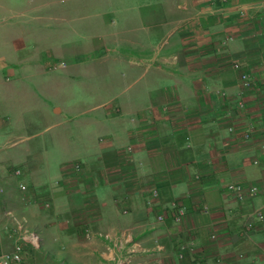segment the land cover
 <instances>
[{
	"label": "crops",
	"instance_id": "1",
	"mask_svg": "<svg viewBox=\"0 0 264 264\" xmlns=\"http://www.w3.org/2000/svg\"><path fill=\"white\" fill-rule=\"evenodd\" d=\"M16 6L0 0V255L20 224L32 264H264V0ZM44 131L58 168L17 176L15 145Z\"/></svg>",
	"mask_w": 264,
	"mask_h": 264
},
{
	"label": "built area",
	"instance_id": "2",
	"mask_svg": "<svg viewBox=\"0 0 264 264\" xmlns=\"http://www.w3.org/2000/svg\"><path fill=\"white\" fill-rule=\"evenodd\" d=\"M263 23H264V16H263ZM63 66H65V63L51 64L49 66V70L50 71L59 70ZM234 67L237 71H240L241 83L246 87L250 86L252 84V76L249 73L244 72L240 64H236ZM246 137H249V136L246 135ZM79 169H80V166H76V170H79ZM15 174L17 176L22 175L20 170H17ZM19 187L21 191L23 192L27 191V186L25 184L21 183ZM227 192L229 193L233 192L237 196L238 200L240 201H242L245 198L244 190L242 189L241 186H236L234 184H231L227 187ZM256 192H257L256 187H251L249 190V194L251 195H254V193ZM203 210L206 212L207 208H204ZM185 213L186 212H185L184 207L178 206L176 213L175 212L172 213V218L174 219V222L176 224H179L182 217L185 215ZM6 216L10 219L14 217L12 212H7ZM255 216H256V220L259 222H262L264 220V216L261 213V211H256ZM158 221L163 222L164 216H159ZM254 228L255 226L253 225L252 222H247L244 226L242 235L246 236L247 234L251 233L254 230ZM7 237L11 239L13 243V250L0 255V264H32L26 247L32 246L37 249L40 243V239L38 235H36L33 232L25 230L23 226L18 224L15 227V229H13L11 232L7 234ZM213 238H215L214 235H212V239ZM0 242H1V236H0ZM121 249L122 247H120V249L118 248V252L120 253V256L123 253V250ZM140 249L141 247L138 244H135L129 250H127V254L128 256L130 255L132 256L138 253ZM125 260L126 259H124L123 261L120 260L118 264H123ZM217 263L225 264L222 259H219Z\"/></svg>",
	"mask_w": 264,
	"mask_h": 264
},
{
	"label": "rangeland",
	"instance_id": "3",
	"mask_svg": "<svg viewBox=\"0 0 264 264\" xmlns=\"http://www.w3.org/2000/svg\"><path fill=\"white\" fill-rule=\"evenodd\" d=\"M28 2V0H27ZM13 5H17L16 8L25 6L26 0H12ZM60 71L55 70L52 72V74H58ZM11 122H8L6 125L8 128H11V125L16 123L14 117H10ZM9 118L4 119V121L8 120ZM39 124L40 127H42L41 123H36V125ZM35 125L31 127V129L34 128ZM14 136V134H13ZM13 138V137H12ZM53 139V133L49 131H44L41 133L40 136L33 137V138H26L23 140H20L15 146H17V149L20 151H26L27 154L32 155L34 153L33 159L29 160L30 156H27V159L22 158L21 164L18 166H13L14 173H16L17 170H20L22 174L29 173L31 169H34L38 167V163H40L42 160L40 159L42 155L46 154L48 157L47 161H50L51 163V171H56L59 165V161L62 158V150L60 148V144L57 143V141H54ZM1 143V142H0ZM2 143H6V140H3ZM1 143V144H2ZM46 148V149H44ZM0 149H3V146H0ZM17 151L16 149H13ZM5 152L4 150H1ZM24 161V162H23ZM25 161L29 162L26 163ZM32 162V163H31ZM33 164V166H32ZM11 168V166H9Z\"/></svg>",
	"mask_w": 264,
	"mask_h": 264
}]
</instances>
